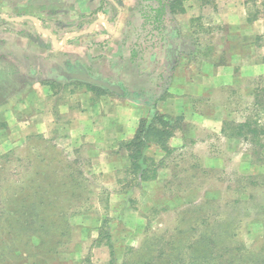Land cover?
I'll return each instance as SVG.
<instances>
[{
	"label": "rangeland",
	"instance_id": "374dc122",
	"mask_svg": "<svg viewBox=\"0 0 264 264\" xmlns=\"http://www.w3.org/2000/svg\"><path fill=\"white\" fill-rule=\"evenodd\" d=\"M198 1L195 13H187L185 3L173 7L185 21L172 41L179 54L151 50L169 29L160 23L147 26L155 38L144 37V54L109 78L121 88L123 96L116 98L149 90L150 102H156L167 93L179 61L196 68L205 59L227 65L232 28L220 16L233 0ZM4 3L0 0V8ZM250 4V16L263 18L264 0ZM3 9L9 17L19 13ZM147 13L156 15L150 8ZM25 26L39 35L33 23ZM11 31V22L0 16V264H113V249L114 264H123L130 248L144 249L148 236L150 244L152 237L157 243L170 235L178 216L200 214L205 200L215 203V212L232 210L224 204L217 208L219 202L241 198L250 203L253 219L244 221L242 234L247 245H263L264 206L258 204L264 205V107L255 102L256 93L264 94V75L245 76L238 67L231 85L194 99L198 116L211 105L224 108L225 132L195 124L196 117L164 113L168 123L155 124L160 135L147 132L138 144L141 137L135 140L134 133L103 149L97 141L101 128L89 118L103 88L77 83L81 74L68 69L66 53L18 49ZM260 47L254 60L264 65V38ZM34 88L40 97L37 110L18 112ZM82 91L89 95L85 102L78 96ZM31 245H40V252ZM142 252L146 255L147 248Z\"/></svg>",
	"mask_w": 264,
	"mask_h": 264
},
{
	"label": "crops",
	"instance_id": "0c3cea01",
	"mask_svg": "<svg viewBox=\"0 0 264 264\" xmlns=\"http://www.w3.org/2000/svg\"><path fill=\"white\" fill-rule=\"evenodd\" d=\"M4 1L0 14L4 13L9 18L6 19L11 22L12 31L7 33L12 41L19 42L18 49H37L44 54L55 48L66 53L68 69L84 76L75 77L77 83L103 88L97 105L89 109L93 113L89 118L95 120L96 125L101 128L102 138H97V141L103 149L112 147L119 139L131 137L136 133L139 122L150 119L155 111L185 115L187 118L196 117L199 121H193L195 124L199 123L207 130L222 131L228 117L224 108L218 104L211 105L202 116H198L194 113V99L204 100L213 89L231 85L238 78V67L245 76L253 78L264 75V65L261 61H255L261 55L258 51L262 49L260 40L264 38V16L261 18L258 17L259 14H249L250 3L253 1L255 4L260 0H233L228 6L229 10L220 16L232 28L227 65H216L211 59H205L202 67L196 68L193 64L181 66L179 61L172 71L167 93L154 103L148 98L151 93L149 90L127 93L121 100L116 98L115 94L123 96L121 88L109 78L114 76L115 70L120 69L122 64L125 67L131 63L136 54H144L145 47L141 44L144 37L149 35V38H155L146 31L151 23L165 24L169 29L161 38L164 42L161 40L160 44H155L156 47L151 46V50L160 48L169 55L179 54V48L175 50L172 41L179 38L180 27L185 21L180 18L178 10V14L173 11V7L185 3L186 12L193 10L195 13L198 0ZM3 8H14L19 13L16 18L9 17L6 15L7 10ZM148 8L158 16H149ZM26 22L33 23L39 35L35 37L29 34L31 30L26 28ZM42 24L48 26V29L42 27ZM153 32L159 33L157 30ZM48 38L51 39L49 45ZM165 42L168 45H164ZM245 57L255 60L251 63L244 62L247 60ZM29 91L26 98L18 104V112L30 114L37 110L40 101L36 99H40L39 93L35 88ZM79 95L82 102L89 98L83 91ZM85 114L87 113H82L81 116ZM94 134L97 133L94 131Z\"/></svg>",
	"mask_w": 264,
	"mask_h": 264
},
{
	"label": "trees",
	"instance_id": "16d2710c",
	"mask_svg": "<svg viewBox=\"0 0 264 264\" xmlns=\"http://www.w3.org/2000/svg\"><path fill=\"white\" fill-rule=\"evenodd\" d=\"M256 97L255 103L264 107V94L256 93ZM159 119H162L163 124L168 123L167 116L158 111H155L150 119H142L139 122L134 136L135 140L141 137L138 144L148 135L147 132L154 136L161 134L155 127ZM165 148L171 149L168 146ZM141 175L145 180L146 176ZM219 203L217 208L224 204L232 210L215 212L211 210L215 203L205 200L202 202L200 214L189 217L186 214L178 216L176 226L170 235L164 234L157 243L152 237L150 244L151 236H148L142 243V245L146 244L144 248H147L146 255L141 247L130 248L131 252L125 255L123 264H264V243L260 248L249 246L242 234L244 221L253 219L250 203L244 202L241 198ZM244 204L247 205V211L241 210ZM258 205L261 208L264 206ZM31 247L36 253L40 252V245H31ZM51 251L52 249L48 250ZM111 261L113 264L116 262L114 249L111 252ZM46 262L51 264L53 261Z\"/></svg>",
	"mask_w": 264,
	"mask_h": 264
},
{
	"label": "water",
	"instance_id": "95a60500",
	"mask_svg": "<svg viewBox=\"0 0 264 264\" xmlns=\"http://www.w3.org/2000/svg\"><path fill=\"white\" fill-rule=\"evenodd\" d=\"M0 16L4 17V18H7L6 16H4L3 14H0ZM9 19V18H7ZM84 76H80V78H83Z\"/></svg>",
	"mask_w": 264,
	"mask_h": 264
}]
</instances>
